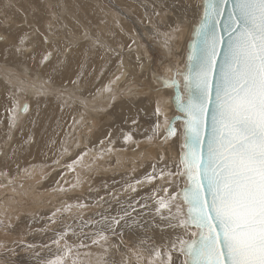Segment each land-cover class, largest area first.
I'll return each mask as SVG.
<instances>
[{
  "label": "rangeland",
  "instance_id": "1",
  "mask_svg": "<svg viewBox=\"0 0 264 264\" xmlns=\"http://www.w3.org/2000/svg\"><path fill=\"white\" fill-rule=\"evenodd\" d=\"M198 9L199 0H0V35L5 36L0 54L7 55H0V93L11 94L5 97V105L0 102V242L4 243L0 264H54L58 257L64 258V264H168L169 251L173 264L182 262L172 245L178 248V239L189 237V232L176 226L180 220L176 200L171 211H157V201L173 195L182 184L177 140L161 149L163 120L156 100L134 92L158 89L155 80L152 88L143 86L149 71L136 73L139 66L162 71V65L176 64L182 69L188 28ZM101 24L107 28L100 29ZM177 26L186 34L175 31ZM130 34L137 37L132 39ZM78 56L80 72H91L88 84L93 95L87 97L81 85L74 83L71 90L67 81L72 74L68 68ZM16 57L24 66L10 63ZM99 58L109 65H98ZM99 89L103 90L100 96L96 95ZM27 101L28 110L21 113ZM49 102L55 107L47 108ZM128 105L139 107L130 118L124 112ZM143 105H148L147 113ZM69 106L84 118L83 127H77L75 120L67 131ZM21 120L30 123L25 134L19 130ZM138 141L150 146L137 148ZM37 142L54 148L41 154ZM101 231L107 240L93 244Z\"/></svg>",
  "mask_w": 264,
  "mask_h": 264
},
{
  "label": "snow or ice",
  "instance_id": "2",
  "mask_svg": "<svg viewBox=\"0 0 264 264\" xmlns=\"http://www.w3.org/2000/svg\"><path fill=\"white\" fill-rule=\"evenodd\" d=\"M200 7L185 70H174L171 80L157 77L173 89L183 121L187 184L178 196L187 211L176 226L189 237L172 249L182 264H264V0H201ZM165 132L176 134L171 122ZM178 196L160 198L157 211H171ZM99 240H107L103 231L93 244Z\"/></svg>",
  "mask_w": 264,
  "mask_h": 264
},
{
  "label": "crops",
  "instance_id": "3",
  "mask_svg": "<svg viewBox=\"0 0 264 264\" xmlns=\"http://www.w3.org/2000/svg\"><path fill=\"white\" fill-rule=\"evenodd\" d=\"M137 32L139 31V30H136ZM95 53V55H96V52H94ZM104 53V56H107V53L104 51L103 52ZM117 55V54H116ZM94 58H95V56H94ZM116 62V57L114 56V58H112V60H111V63L110 64H114ZM79 65H80V57L78 56V58L76 59V61H75V63H74V66L72 67V68H68V71L69 70H71L72 71V74H70L69 76H68V83L70 84V88H71V90H74V86L75 85H73L74 83H77V85H81L82 86V88L83 89H85L84 91H83V93L80 91V89H77L79 92H81L83 95H85L86 97L88 96V94L89 93H91V95H93L92 93L93 92H91V88L89 87V84H88V82L90 81V79H91V72H90V70H85V69H82V71L80 72V69H79ZM98 65H109V64H102V61H101V59L99 58V63H98ZM134 65H136V63H134L133 64V66ZM137 66H139L138 64H137ZM146 66H144L143 68L141 67V66H139V68H138V71L136 72V73H138V72H143V71H145V69L146 70H148L149 71V76H148V79L146 78L145 79V82H143V86L145 87V86H149L151 83H152V81L154 80L153 78H152V73H153V71L155 72H157V73H159V74H163L164 76H166V71L165 70H159V69H156V67H151V66H149V67H146ZM77 69V70H76ZM76 70V71H75ZM171 70V68L170 69H168V71H167V73H171L172 71H170ZM168 75V74H167ZM122 77V76H121ZM121 77L119 78H117V79H121ZM128 78H129V76H127L126 78H125V80L127 81L128 80ZM125 80H123L122 82H121V84H124L125 83ZM104 81H106L107 82V79H105ZM106 82H104V84L106 83ZM156 81H154V83H155ZM157 83V82H156ZM103 84V83H102ZM158 84V83H157ZM73 85V86H72ZM87 85V86H86ZM159 85V84H158ZM87 88V89H86ZM158 88H160V92H157V95L155 96V95H153V94H149V92H147V93H142V92H139V91H135L134 93V95L135 96H139V97H154L155 98V100H156V103H157V106H159V108H160V117H162V125H161V130H160V135H159V138H161L162 137V134H163V126L166 124L165 123V117L163 116V115H165V113H164V107H165V104H164V102L167 100V98H169L170 97V95H169V90H167V89H163V88H161V85H159L158 86ZM133 89H135V88H132L131 89V91L133 90ZM100 90V89H99ZM101 92V93H100ZM100 92H98V94H96V95H101L102 94V91L100 90ZM165 92H166V95H164L165 94ZM100 93V94H99ZM3 95L4 94H2L1 95V97H3ZM4 97H11V94H8V95H4ZM82 97V96H81ZM161 97V98H160ZM164 98V99H163ZM75 101H73V103H74ZM28 103V102H27ZM69 105H70V103H69ZM28 107H29V103H28ZM125 108H127L126 110L127 111H124L126 114H128L127 115V117L128 118H130L129 116L130 115H132V113H133V111L136 109V108H139L138 107V105H128L127 107H125ZM142 109H143V112L144 113H147L148 112V105H143L142 106ZM68 115H67V118H68V127H67V131H68V128L71 126V124H72V122L73 121H77V123L78 122H80V123H78L76 126H80L81 125V127H83L84 125H83V123H84V118H79L80 116H79V112H78V110H76V108H73V106L72 107H68ZM77 113V114H76ZM76 116H75V115ZM77 117L79 118V119H77ZM75 119V120H74ZM83 122V123H82ZM87 123H89V122H87ZM74 128H75V126H74ZM73 128V131H74V133H75V129ZM77 132H81V131H79V130H77ZM84 132V131H83ZM115 134L116 135H119V133H118V131L117 130H115ZM98 138V137H97ZM99 139V138H98ZM147 141H149V140H147ZM100 142V141H99ZM144 144H146V142H144V141H138V142H136V147L138 148V147H140V148H145V145ZM146 146H150V145H148V144H146ZM159 146L161 147V149H166V148H168L167 147V145L166 144H164L163 142H161V144H159ZM155 148V147H154ZM153 148V149H154ZM149 150H151V148L149 149ZM123 153V152H122ZM124 153H127V152H124ZM123 153V154H124ZM99 173H101V172H99ZM174 241V240H173ZM172 240L171 241H169L168 242V245H171V243L173 242ZM128 261V260H127Z\"/></svg>",
  "mask_w": 264,
  "mask_h": 264
},
{
  "label": "water",
  "instance_id": "4",
  "mask_svg": "<svg viewBox=\"0 0 264 264\" xmlns=\"http://www.w3.org/2000/svg\"><path fill=\"white\" fill-rule=\"evenodd\" d=\"M200 3H201V0H199V9H198L197 18H196L195 21L198 20L200 12H201ZM192 27H193V25H192ZM191 38H192V29H191L190 37H189V39L187 41L186 50H185L183 64H182V69L181 70H178V67H177L178 65H176V64H172L170 66L162 65L161 68L162 67H170L172 69V72H171V74L169 76H164L163 74H159V73H156L154 71L152 73V78L159 85H161V88L167 89V90L172 92L171 96L169 98H167V100L164 102V104H165V107H164L165 115H163V116L165 117V123L166 124L163 126V130L164 131H163V134H162V137H161L160 140L164 144H170L174 138H175V140H177L176 142H177L178 149H179V162L181 161V152H182V144H183V138H182V135H181V133L183 132V127H182L183 121H182V119H178L177 117L182 116V113H180L178 111V109L174 105V102H173V95H174L173 89L171 87L163 86L161 80L157 79V77H165V78H168L169 80H171L173 78V71L174 70H178L179 72H183L185 70L186 56H187V53L189 51V44H190ZM175 79L182 82V77L179 76V75H177L175 77ZM181 91L183 92V88H181ZM171 112H173V114L170 116L169 114H171ZM168 122H171L172 126L176 129V134L174 136H172V137H167L166 138L167 134L165 132V128L168 127ZM176 124H179V127ZM183 171H184V166L180 163V171H179L178 176H179V179L182 180V184H181V186L178 189L175 190L173 195L178 196V194H180L182 192V190L185 188V186L187 184L186 177L182 175ZM175 200H176L177 205L180 206L181 210H180V212L178 214L180 216V220H182V219L185 218V213L187 211V206L182 204V196H178V198L175 199ZM191 230L194 231V229H191ZM183 239H188V237H185ZM182 260H183V256H182ZM180 264H182V262Z\"/></svg>",
  "mask_w": 264,
  "mask_h": 264
},
{
  "label": "bare ground",
  "instance_id": "5",
  "mask_svg": "<svg viewBox=\"0 0 264 264\" xmlns=\"http://www.w3.org/2000/svg\"><path fill=\"white\" fill-rule=\"evenodd\" d=\"M100 1H101V0H100ZM110 1H111V0H110ZM29 2H30V1H29ZM40 3H41V1H40ZM42 3H44V2H42ZM23 4H24V3H23ZM50 4H51V3H50ZM41 5H43V4H41ZM41 5H39V6H41ZM89 5H90V4H89ZM82 6H83V5H82ZM99 6H100V5H99ZM41 7H42V6H41ZM43 7H44V6H43ZM89 7H90V6H89ZM101 7H102V6H101ZM101 7H100V8H101ZM44 8H45V7H44ZM117 8H121V7H117ZM38 9H40V8H38ZM45 9H46V8H45ZM97 9H98V8H97ZM104 9H105V8H104ZM196 9H197V8H196ZM41 10H43V9H41ZM71 10H72V9H71ZM98 10H99V9H98ZM37 11H38V10H37ZM46 11H47V9H46ZM46 11H45V12H46ZM99 11H100V10H99ZM38 12H39V11H38ZM74 12H75V11H74ZM94 13H95V12H94ZM38 14H39V13H38ZM44 14H45V13H44ZM44 14H43V15H44ZM80 14H81V13H80ZM41 15H42V14H41ZM69 15H70V14H69ZM101 15H102V14H101ZM36 16H37V15H36ZM127 16H128V13H127ZM178 16H179V15H178ZM43 17H44V16H43ZM125 17H126V16H125ZM32 18H33V17H32ZM39 18H40V17H39ZM106 18H108V17L106 16ZM181 18H182V17H181ZM109 19H110V21H111V20H112V17L109 18ZM14 20H15V19H14ZM68 20H69V19H68ZM74 20H75V19H74ZM82 20H83V19H82ZM15 21H16V20H15ZM41 21H42V20H41ZM119 21H120V20H119ZM136 21H137V20H136ZM180 21H181V20H180ZM83 22H84V21H83ZM120 22H121V21H120ZM39 23H41V22H39ZM75 23H76V22H75ZM84 23H85V22H84ZM137 23H138V22H137ZM184 23H185V22H184ZM184 23H183V25H184ZM41 24H42V23H41ZM192 24H193V21H192V23H191L190 26H192ZM125 25H126V24H125ZM128 25H129V24H128ZM183 25H182V26H183ZM40 26H41V25H40ZM186 26H187V25H186ZM190 26H189V27H190ZM98 27H99V26H98ZM23 28H24V27H23ZM99 28L105 30V29L107 28V24H101ZM125 28H126V27H125ZM128 28H129V26H128ZM152 28H153V27H152ZM10 29H11V28H10ZM10 29H9V30H10ZM165 29H166V27H165ZM191 29H192L191 27L188 28V35H187V36H189V34L191 33ZM9 30H8V31H9ZM127 30H128V29H127ZM158 30H159V29H158ZM129 31H130V29H129ZM134 31H135V30H134ZM151 31H152V29H151ZM181 31H182V30H181ZM186 31H187V28H186ZM16 32H17V31H16ZM16 32H14V33H16ZM135 32H136V31H135ZM182 32H184V31H182ZM149 33H150V32H149ZM153 33H154V32H153ZM11 34H12V31H11ZM17 34H18V32H17ZM150 34H152V33H150ZM184 34H186V32H184ZM18 35H19V34H18ZM132 35H133V34H132ZM132 35L130 34V37H131ZM9 36H11V35H9ZM4 37H5V36L0 35V40H4V39H5ZM132 37H133V38H132ZM132 37H131V38L134 39V37L136 38L137 35L132 36ZM184 37H185V36H184ZM13 38H14V37H13ZM17 38H18V37H17ZM7 39H8V38H7ZM15 39H16V38H15ZM9 40H10V39H9ZM9 40H8V42H9ZM12 40H13V39H12ZM10 41H11V40H10ZM182 41H183V40H182ZM1 42H2V41H1ZM13 42H14V41H13ZM45 42H46V41H45ZM133 43H134V42H133ZM137 43H138V42H137ZM181 43H182V42H181ZM181 43H180V44H181ZM79 44H81V43H79ZM135 44H136V43H135ZM183 44H184V41H183ZM183 44H182V45H183ZM0 45H1V44H0ZM5 45H7V44H5ZM11 45H12V44H11ZM13 45H15V44H13ZM18 45H19V44H18ZM77 45H78V44H77ZM113 45H114V44H113ZM115 45H117V44H115ZM115 45H114V46H115ZM171 45L173 46V44H171ZM16 46H17V45H16ZM124 46H125V45H124ZM124 46H122V47H124ZM135 46H136V45H135ZM164 46H165V45H164ZM166 46H167V45H166ZM167 47H168V46H167ZM181 47H182V46H181ZM181 47H180V49H181ZM0 48H1V47H0ZM4 48H5V47H4ZM125 48H126V47H125ZM163 48H165V47H163ZM173 48H174V47H173ZM178 48H179V47H178ZM184 48H185V47H184ZM64 49H65V48H64ZM108 49H110L111 51L114 50V49H112V47H111V48L109 47ZM122 49H124V48H122ZM131 49H132V47H131ZM3 50H5V53H6V51H8V49H3ZM164 50H165V52H166V48H165ZM173 50H174V49H173ZM115 51H116V50H115ZM120 51H121V50H120ZM120 51H119V52H120ZM129 51H130V50H129ZM2 52H4V51H2ZM171 52H172V51H171ZM171 52H170V53H171ZM179 52H180V51H179ZM167 53H168V52H167ZM173 53H174V51H173ZM6 54H8V53H6ZM123 54H124V53H123ZM123 54H122V55H123ZM0 55H1V54H0ZM8 55H9V54H8ZM10 55L12 56V54H10ZM27 55H28V54H27ZM102 55H103V54H102ZM179 55H180V54H179ZM2 56H4V54L1 55V57H2ZM5 56H7V55H5ZM5 56H4V57H5ZM169 56H170V54H169ZM14 57H15V56H14ZM7 58H8V57H7ZM102 58H103V57H102ZM175 58H176V57H175ZM12 59H13V58H10V60H12ZM18 59H19V58H18ZM178 59H179V58H178ZM182 59H183V58H182ZM8 60H9V59H8ZM10 60H9V61H10ZM101 60H102V59H101ZM119 60H120V59H119ZM125 60H126V59H125ZM102 61H103V60H102ZM167 61H169V60H167ZM170 61H172V60H170ZM170 61H169V62H170ZM173 61H174V60H173ZM176 61H177V60H176ZM10 63H12V64H16V63H17L18 66H19V64L22 65V66H24V65L21 63V61L17 60V57H16V59L13 60V62H10ZM171 63H172V62H171ZM174 63H175V62H174ZM177 63H178V62H177ZM182 64H183V63H182ZM171 65H172V64H171ZM180 65H181V64H180ZM15 66H16V65H15ZM169 66H170V65H169ZM180 67H181V66H178V69H179V70H180ZM123 68H124V67H123ZM145 68H146V67H145ZM165 68H166V67H165ZM165 68H164V70H165ZM168 69H170V67H169ZM20 70H21V69H20ZM118 70H119V69H118ZM162 70H163V69H162ZM166 71H168V70H166ZM170 71H172V69H171ZM155 72H156V71H155ZM68 73H70V72H68ZM156 73H157V72H156ZM166 73H167V72H166ZM167 74L170 75L171 73H167ZM69 75H70V74H68V76H69ZM0 76H1V75H0ZM109 78H110V77H109ZM117 78H118V77H117ZM42 79H43V78H42ZM56 80H57V79H56ZM109 80H110V79H109ZM0 81H1V83L3 82L2 78H0ZM110 81H111V80H110ZM61 82H62V81H61ZM105 82H106V81H105ZM154 85H155V84H154ZM34 86H35V85H34ZM34 86H32V87L34 88ZM72 86H73V85H72ZM109 86H110V84L108 83V86H107L108 89H107V88H104V91H103V90H102V91L105 92L106 89L109 90ZM150 86H151V88H152V86H153L152 83H151ZM156 86H157V85H156ZM158 86H159V85H158ZM158 86H157V87H158ZM157 87H156V88H157ZM36 88H37V86H35V89H36ZM42 88H43V87H42ZM1 89H2V91L4 90V85H2V84H1ZM86 89H87V88H86ZM153 89H154V88H153ZM153 89L150 90L151 93H152V92H153V93L155 92V94H157V92H160V88H158V89H156V90H153ZM43 90H44V89H43ZM54 90H58V89H54ZM100 90H101V89H100ZM140 91H141V90H140ZM140 91H139V92H140ZM142 91H143V90H142ZM150 91H149V92H150ZM53 92H54V91H53ZM57 92H58V91H57ZM59 92H60V91H59ZM3 93H4V92H3ZM100 93H101V92H100ZM100 93H99V94H100ZM145 93H147V91H146ZM0 94H2V93H0ZM171 94H172V92L169 93L170 96H171ZM4 95H6V93H4ZM4 95H3V97H0V98L2 99V101H0V102H1V104L3 103V104L5 105V103H4V100H5ZM150 95H151V94H150ZM164 95H166V92H165ZM84 96H85V95H84ZM98 96H99V95H98ZM160 98H161V97H160ZM1 99H0V100H1ZM59 99H60V98H59ZM163 99H164V98H163ZM60 100H61V99H60ZM68 100H69V99H68ZM68 100H67V101H68ZM27 102H28V101H27ZM27 102H26V103H23V104L21 105V108H22L24 105H27V108H28V103H29V102H28V103H27ZM62 102H63V101H62ZM63 103H64V102H63ZM63 103H62V104H63ZM65 103L67 104V102H65ZM68 103H70V102H68ZM1 104H0V105H1ZM70 105H71V104H70ZM1 107H2V105H1ZM53 107H55V104H54L53 102H51V103L49 102V103L47 104V108H53ZM70 107H71V106H70ZM78 107H79V106H78ZM21 108H20V109H21ZM3 109H4V108H3ZM20 109H19V111H20L21 113H24V112L21 111ZM62 110H63V109H62ZM76 110H77V109H76ZM63 111H64V110H63ZM1 112H2V110H1ZM1 112H0V114H1ZM66 112H67V111H66ZM68 112H69V111H68ZM78 112H79V111H78ZM122 113H123V112H122ZM76 114H77V113H76ZM78 114H79V113H78ZM1 115H2V114H1ZM67 115H68V114H67ZM74 115H75V114H74ZM79 115H80V114H79ZM36 116H37V115L34 114L33 117H36ZM75 116H76V115H75ZM79 118H80V117H79ZM79 118L77 117V119H79ZM28 119H29V118H28ZM28 119H27V120H28ZM27 120H21V122H20V126H21L22 128H20L19 130H24V134L28 131L29 124H30V123H29V124H26V121H27ZM74 120H75V119H74ZM15 122L18 123L19 120L17 119V121L15 120ZM17 123H16V124H17ZM78 123H80V122H78ZM78 123H77V124H78ZM82 123H83V122H82ZM77 124H76V125H77ZM83 125H84V123H83ZM75 127H76V126H75ZM77 127H78V126H77ZM31 129H32V127H31ZM36 129H37V128H36ZM43 129H44V128H43ZM43 129H42V130H43ZM74 129H75V128H74ZM76 129H77V128H76ZM33 130H34V129H33ZM30 131H31V130H30ZM59 131H60V130H59ZM79 131H80V130H79ZM31 132H32V131H31ZM73 132H74V131H73ZM112 132H113V131H112ZM32 133H33V132H32ZM35 133H36V131H35ZM37 133H38V132H37ZM37 133H36V134H37ZM82 133H83V131H82ZM18 134H20V132H18ZM24 134H23V136L25 137L26 135H24ZM33 135H34V134H33ZM105 135H106V134H105ZM65 136H66V135H65ZM110 136H112V135H110ZM24 137H23V138H24ZM34 137H35V136H34ZM38 137H39V136H38ZM94 137H95V136H94ZM117 137H118V136H117ZM25 138H26V137H25ZM72 138H73V137H71V141H72ZM77 138H79V137H77ZM77 138H76V139H77ZM69 139H70V138H69ZM76 139H75V140H76ZM81 139H82V138H81ZM115 139H116V138H115ZM35 140H36V139H35ZM39 140H41L40 137H39ZM56 140H57V139H56ZM64 140L66 141V138H65ZM83 140H84V139H83ZM87 140H88V139H87ZM113 140H114V138H113ZM38 142H41V141H38ZM38 142H37V143H38ZM54 142H55V141H54ZM54 142H53V144H54ZM73 142H74V141H73ZM77 142H78V141H76V143H77ZM65 143H66V142H65ZM67 143H68V142H67ZM69 143H70V142H69ZM85 143H87V142H85ZM38 144H40V145L35 146V148H36V150H39V152H40L41 154L47 152L48 150L50 151V150H52V148H54V147H52L51 143H47V142L45 143V142H44V143H38ZM27 146H28V145H27ZM53 146H54V145H53ZM57 146H58V145H57ZM75 147H76V146H75ZM32 148H33V146H32ZM60 148H61V146H60ZM58 149H59V148H58ZM159 149H160V148H159ZM24 150H25V148H24ZM26 150H28V149L26 148ZM32 150H33V149H31V152H32ZM3 151H4V150H3ZM98 151H99V150H98ZM100 151H101V150H100ZM31 152H30V153H31ZM54 152H55V151H54ZM58 152H59V151H58ZM77 152H78V151H77ZM77 152H76V154H77ZM84 152H85V151H84ZM87 152H88V155H90V154L92 155V153H90L89 150H87ZM94 152H95V151H94ZM19 153H20V152H19ZM32 153H33V152H32ZM34 153H35V151H34ZM55 153H56V152H55ZM68 153H69V151H68ZM0 154H1V152H0ZM9 154L11 155V153H9ZM13 154H14V153H13ZM35 154H36V153H35ZM76 154H75V155H76ZM86 154H87V153H86ZM30 155H31V154H30ZM37 155H38V154H37ZM37 155H36V157H37ZM80 155H81V154H80ZM82 155H83V154H82ZM84 155H85V154H84ZM96 155H97V154H96ZM96 155H95V156H96ZM100 155H101V154H100ZM0 156H1V155H0ZM12 156H13V155H12ZM17 156H18V155H17ZM32 156H33V155H32ZM45 156L47 157V155H45ZM49 156H50V155H49ZM5 157H6V154H5ZM20 157H21V156H19V158H20ZM29 157H30V156H29V154H28V158H29ZM41 157H43V155H41ZM51 158H52V156H51ZM75 158H76V157H75ZM80 158H81V157H80ZM83 158H84V156H83ZM101 158H102V157H97V159H101ZM2 159H3V158H2ZM10 159H12V157H11ZM10 159H9V160H10ZM48 159H49V158H48ZM3 160H8V159L5 158V159H3ZM73 160H74V156H73ZM10 161H11V160H10ZM68 161H69V160H68ZM84 161H85V160H84ZM4 162H5V161H4ZM11 162H12V161H11ZM25 162H26V161H25ZM68 163H69V162H68ZM68 163H67V164H68ZM71 163H72V162H71ZM6 164H7V163H6ZM10 164H11V163H10ZM24 164H25V163H24ZM75 164H77V163H75ZM7 165H9V162H8ZM34 165H35V164H34ZM77 165H78V164H77ZM74 166H75V165H74ZM95 166H96V165H95ZM5 167H6V166H5ZM7 167L9 168V166H7ZM7 167H6V168H7ZM11 167H12V164H11ZM14 167H15V166H14ZM32 167H33V166H32ZM34 167H35V166H34ZM72 167H73V166H72ZM1 168H2V169L4 168V166L2 167V164H1ZM2 169H1V170H2ZM10 169H11V168H10ZM70 169H71V168H70ZM72 170H74V169H72ZM72 170H71V171H72ZM35 171H36V170H35ZM65 171H66V170H65ZM32 172H33V170L31 171V174H33ZM36 172H37V171H36ZM38 172H39V171H38ZM41 172H42V171H41ZM27 173L29 174V172H27ZM12 174H13V173H12ZM24 174L26 175V173H24ZM40 174H41V173H40ZM3 175H4V174H3ZM25 175H24V176H25ZM81 175H82V174H81ZM4 176H5V175H4ZM28 176H30V174H29ZM35 176H37V175H35ZM74 176H75V175H74ZM78 176H79V175H78ZM0 177H1V175H0ZM30 177H31V176H30ZM40 177H41V176H40ZM4 178H6V177H4ZM70 178H71V177H70ZM26 179H27V177H26ZM28 179H29V178H28ZM29 180H30V179H29ZM34 180H35V179H34ZM180 182H181V181H180ZM0 184H1V183H0ZM22 184H23V182H22ZM10 185H11V184H10ZM28 185H29V184H28ZM28 185H27V186H28ZM17 187H18V186H17ZM17 187H16V188H17ZM19 187H20V186H19ZM3 188H4V187H3ZM19 189H20V188H19ZM0 196H1V195H0ZM3 200H4V199H3ZM11 205H12V204H11ZM5 207H6V206H5ZM5 207H4V208H5ZM155 235H157V234H155ZM166 237H167V236H166Z\"/></svg>",
  "mask_w": 264,
  "mask_h": 264
}]
</instances>
